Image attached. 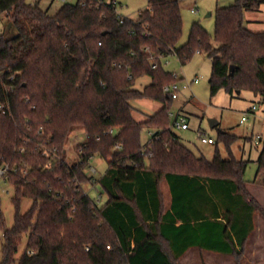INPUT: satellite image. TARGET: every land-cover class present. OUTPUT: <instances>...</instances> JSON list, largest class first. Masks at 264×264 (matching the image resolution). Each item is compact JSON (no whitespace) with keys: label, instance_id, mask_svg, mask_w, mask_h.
I'll return each instance as SVG.
<instances>
[{"label":"trees","instance_id":"trees-1","mask_svg":"<svg viewBox=\"0 0 264 264\" xmlns=\"http://www.w3.org/2000/svg\"><path fill=\"white\" fill-rule=\"evenodd\" d=\"M37 1L0 0V15L8 14L17 31L0 36V168L9 167L5 181L16 210L11 228L2 223L1 264H180L191 247L242 264L254 218H264L244 180L248 162L231 151L238 137L229 132L218 137L227 160L217 149L208 161L181 142L164 92L180 80L163 69L162 58L175 55L185 65L206 53L212 97L251 92L264 104V32L245 22L264 0L218 8L214 35L195 22L182 46L183 0H149L136 20L122 22L116 0H78L55 15ZM145 78L151 83L137 88ZM141 99L163 108L137 122L132 102ZM77 129L87 141L69 164L66 144ZM144 129L154 131L146 145ZM95 157L108 162L98 180L103 205L84 189L94 182L87 168ZM257 163L264 174V146ZM163 181L173 196L169 210ZM23 199L32 202L24 214Z\"/></svg>","mask_w":264,"mask_h":264},{"label":"rangeland","instance_id":"rangeland-1","mask_svg":"<svg viewBox=\"0 0 264 264\" xmlns=\"http://www.w3.org/2000/svg\"><path fill=\"white\" fill-rule=\"evenodd\" d=\"M53 0H42L40 7H45ZM55 3H62L54 0ZM74 2V0H72ZM118 12L125 17L136 20L140 11L148 8L149 0H116ZM237 0H183L181 1V11L184 21L183 36L180 46L187 43L192 25L199 22L210 35H214L216 25V11L218 8L229 7ZM31 5L38 3L37 0H27ZM71 3V2H69ZM194 10V11H193ZM211 14V16H209ZM8 18L1 17L0 36L12 38L17 34L14 27L9 26ZM163 69L177 77L182 83L192 82L196 77L200 82L192 84L190 89L181 91L179 99L171 103L170 120L173 132L180 138L181 142L192 150L197 156H203L208 161H213L216 150L219 149L224 160L229 159V150L225 143L218 141L219 133L229 132L238 137V140L231 146V151L237 158L248 162V167L244 174L246 182H254L258 173L257 159L264 146V104L259 97H255L251 92H243L235 97L230 96L225 91L212 97L210 93L209 80L212 73V60L206 53H197L190 62L183 65L177 56L172 55L162 58ZM150 78H145L139 82L137 88L143 89L150 84ZM133 115L138 122L145 121L149 116L159 111L163 104L161 102L141 99L132 102ZM257 110L253 111V107ZM180 111L182 116L187 118L189 129L186 131L173 128V123ZM245 118V122L241 123ZM209 120L218 122L216 128H211ZM74 133V134H73ZM69 137L66 144V161L73 164L79 161V146L87 141V134L83 129H77ZM152 130L144 129L142 132V143L146 144ZM213 138L218 145L203 144L200 141V134ZM96 171H94V169ZM108 170V162L100 157H95L87 168V173L94 177V182L84 186L85 191L94 198L99 205L106 202V197L97 193L99 187L98 180ZM166 184V183H165ZM14 188L3 178H0V264L3 260V224L7 228L14 225L15 206L13 204ZM32 202L23 199L21 213H26ZM252 239L245 245V253L242 264L256 261V264H264V218L260 215ZM27 236H24L19 248L17 258L25 252ZM235 264V259L232 257ZM180 264H182L180 262Z\"/></svg>","mask_w":264,"mask_h":264},{"label":"crops","instance_id":"crops-1","mask_svg":"<svg viewBox=\"0 0 264 264\" xmlns=\"http://www.w3.org/2000/svg\"><path fill=\"white\" fill-rule=\"evenodd\" d=\"M41 1L42 0H40V3H41ZM60 1L62 3H58V5H57V3H55V1L53 0L50 3V5L48 3L45 7H41V8L43 10H45V11H48L49 14L55 15L63 7V5L66 4V2H63L62 0H60ZM77 1L78 0H74V2H73L72 0H70L69 2H71L72 4H75V3H77ZM245 22H246L247 28L250 31L255 32V33L264 32V5L261 7V9L258 12H246L245 13ZM9 26L12 27V23L11 22H10ZM178 115H182L180 113V111L177 113V116ZM146 120H148V118ZM145 121H143V122H145ZM182 131H186V130H182ZM150 139H151V135H150L149 140ZM149 140H148V142H149ZM260 155H261V153H260ZM235 157L237 158L236 155H235ZM237 159H239V158H237ZM258 159H257L256 163L258 162ZM240 160H242V159H240ZM257 165H258V163H257ZM248 189L251 192V194L264 207V174H258L257 173L256 180L254 182H252V183L248 182ZM161 190H162V193H163L165 207H166V209L169 210L171 205H172L173 196H172L171 189H170V186H169L167 181H163L161 183ZM258 219H259V217L256 215L255 218H254L255 228L257 226ZM182 222L183 221L179 219L178 222L176 223L177 226L181 225ZM194 222H196V221H192V223H194ZM254 233H255V230L251 234L250 238L248 239V242L252 239ZM180 262L182 264H234L231 256L223 255L221 253H217V252H214V251L200 249L199 247H191V248H189L186 251V253L184 254V256L180 259ZM248 264H256V261H252V262H250Z\"/></svg>","mask_w":264,"mask_h":264},{"label":"built area","instance_id":"built-area-1","mask_svg":"<svg viewBox=\"0 0 264 264\" xmlns=\"http://www.w3.org/2000/svg\"><path fill=\"white\" fill-rule=\"evenodd\" d=\"M62 1L68 3L70 0H62ZM114 6L116 7L117 14H118V16H119V18H120V20L122 22L127 17L123 16L122 14H120L118 12V8H117L118 7V3L117 2L114 3ZM1 17L8 18V14L4 13V14L0 15V21H1ZM157 66H158V64L155 63V64H153L152 68L156 69ZM199 82H200V80H199L198 77H196L194 80H192V82L182 83V82L179 81L177 83L165 86L164 92L168 96H171L172 100L175 101V100L179 99L181 91L188 90V89H190L192 84H197ZM5 107L6 106H4V105H0L1 109H5ZM256 109L257 108L254 106L253 107V111H255ZM243 122H245V118L242 119L241 123H243ZM173 128H176L178 130H187L189 128L188 123H187V118L182 116V115L176 116L175 121L173 123ZM109 134H114V130H110ZM200 141L203 144H209V145H215L216 144V141L213 138L206 137V135L203 134V133L200 134ZM121 148H122V145L121 144H117L116 147H115V150L116 151H120ZM8 171H9V167L8 166L1 167L0 168V178H3L5 180V175H6V173ZM94 171H96V170L94 169ZM96 191L100 195L98 188H96ZM100 197H101V195H100ZM110 248L111 247L109 246L108 249H110ZM29 254H32V252H29Z\"/></svg>","mask_w":264,"mask_h":264},{"label":"water","instance_id":"water-1","mask_svg":"<svg viewBox=\"0 0 264 264\" xmlns=\"http://www.w3.org/2000/svg\"><path fill=\"white\" fill-rule=\"evenodd\" d=\"M209 16H211V14H209ZM234 70V68H232V71ZM210 123V127L213 129L215 127H217L218 122H216L215 120H209Z\"/></svg>","mask_w":264,"mask_h":264}]
</instances>
